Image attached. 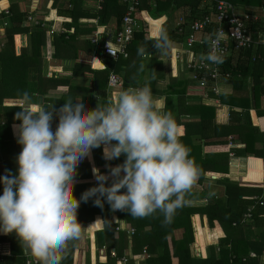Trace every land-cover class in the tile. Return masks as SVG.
Here are the masks:
<instances>
[{"label":"trees","instance_id":"obj_1","mask_svg":"<svg viewBox=\"0 0 264 264\" xmlns=\"http://www.w3.org/2000/svg\"><path fill=\"white\" fill-rule=\"evenodd\" d=\"M223 1L238 9L243 8L246 12H254L256 9L259 12L264 10V0ZM20 2L21 0H10L9 14L0 15L3 19L2 25L6 23L5 42L0 48V177L17 173L16 157L21 151V146L12 134V126L15 130V125L20 123L14 118L20 108L11 104L5 106L4 101L23 100L22 96L27 92L32 97V104L43 105L49 109L52 106L54 109H59L69 96L79 98L85 103L86 109H94L98 103L97 98L102 104L110 99L112 90L108 88L107 80L111 72L122 76L123 89L128 88V84L136 87L146 83L151 85V74H149V80L145 82H143V75L148 64L146 59L148 56L151 57L149 73L155 72L161 66L155 58L158 49L154 47L160 36L153 37L159 30L158 25L161 21L150 22L144 17L145 13L147 18L151 15L163 16L170 13L173 5H177L188 7L192 15H197L199 5L202 4V0H157L155 3L140 0V6L134 15L140 24V29L134 33L127 47V58L119 56L114 59L103 54V47L108 40L106 35H103L97 44L92 43L91 39L96 33V26L106 25L112 19L116 24V30L120 29L121 18L126 12V7L120 0H104L100 10L94 9L92 0H52L51 7L55 8V11L54 14L51 13L52 21L47 23L35 18V23L28 21L29 12L27 9L20 10ZM5 6L7 1L2 0L0 8ZM37 11L33 15L36 13L39 16L47 15V12L38 13ZM85 19L97 21L96 23L82 22ZM21 34L28 36V46L19 49L16 47L14 38ZM164 34L170 41L171 34L166 32ZM47 42L51 45L53 60L73 62L70 67L71 77L45 76L46 65L42 58ZM257 53L264 57V50L260 47ZM94 55L103 60L104 70H92L88 64L82 62L84 58ZM250 55V52H246L223 61L221 70L223 74H228V77L221 75L219 83L224 81L231 84L233 88L231 94H208L217 99L220 104L229 107L228 125L216 124L215 107L202 103H188L185 98V88L179 91V88L184 86L183 83L178 84L176 88L172 81L169 85L166 111L172 112L181 127L182 142L190 149V156L200 169V176L194 186H203L202 191L191 190V193L185 197L186 204L176 211L172 222L168 225L162 224L163 216L159 213L145 218H136L125 211L113 212L106 201L102 208L95 206V197L89 198L87 202L81 200L78 220L84 227L94 221L97 215L107 220L103 229L94 233L96 250L94 252V247H91L93 260H88L86 264H119V258L127 257L128 249L131 255L137 256L143 252L144 248L146 257L142 264H258L256 258L264 252V204L259 205V201H255L252 197H259L263 191L258 188L239 186L237 182L228 178L211 180L205 176L210 172L228 174L229 137L231 143L240 142L245 145L243 150L235 149L236 154L252 155L263 159L264 162V144L257 145L259 130L250 124L248 119L243 122L240 118L241 111H249L250 106H253L259 116H264V111L259 110L260 99L264 92L262 81L264 58L251 62ZM86 75L89 77L86 78ZM246 76H250L253 82L251 99L247 95H239L240 81H242L240 77ZM79 78L89 81L81 83V80H76ZM152 92L155 95L160 93L156 90ZM52 95H58V97L52 98ZM172 97H174L173 104ZM219 116L221 117V113ZM54 121L56 127L58 121L55 118ZM92 159L96 166L106 167L122 164L125 157L122 155L118 159L105 161L102 158L101 147L92 149L90 155L85 157L77 168L73 190L77 199L98 183L90 162ZM261 162L260 159L250 161V165L256 164L255 169L252 166L247 176L242 178V182L261 183L263 181ZM240 166L241 161H233V174L238 175L235 169ZM109 172L110 168L100 170L102 174H109ZM213 175L216 176V174ZM207 181L221 186L223 194L210 195L204 188ZM107 183L110 185L111 180ZM2 191L3 185L0 184V194ZM196 200H204V205H187L188 202ZM249 208L252 213L251 221L240 225L242 215ZM204 215L208 219L212 232V245L203 248V251L206 249L205 256L196 258L191 252L193 234L190 218L195 216L197 219L199 235L202 231L199 222ZM117 219L125 221L133 230L131 237L126 231L116 230L113 222H117ZM215 222L222 228V236H218ZM95 229L96 227L90 228V232ZM246 229L248 232H244ZM176 231H179L180 236L176 234ZM247 235L252 237L248 238ZM90 236L93 237L92 234ZM0 244H6L9 247L7 255L0 253V264H26L28 257L24 255L15 234L0 233ZM78 246L79 241L69 245V251L61 264H81L83 251ZM101 247L105 248V255L102 257L97 253V249ZM89 248L87 247V250ZM111 250H114L115 257L111 256ZM250 252H254L256 258L249 257ZM242 259L245 261L243 262ZM139 263L140 261L137 264ZM127 264L135 263L130 260Z\"/></svg>","mask_w":264,"mask_h":264},{"label":"clouds","instance_id":"obj_2","mask_svg":"<svg viewBox=\"0 0 264 264\" xmlns=\"http://www.w3.org/2000/svg\"><path fill=\"white\" fill-rule=\"evenodd\" d=\"M223 35L219 30L210 37L206 59L211 63H223ZM169 46L162 32L154 47L163 52ZM22 99L14 117L20 121L15 126L21 146L17 173L0 177V233L15 234L25 255L38 264H61L69 245L79 241L85 229L106 225L107 220L97 218L85 228L78 220L81 200L95 197V206L102 208L106 201L113 212L136 218L159 213L164 225L186 204L200 169L165 100L154 97L147 83L121 89L103 104L97 98L94 109L71 96L59 109L33 107L27 92ZM54 118L58 122L53 131ZM102 145L106 160L122 155L125 159L109 166L108 175L93 169L97 185L77 199L73 190L78 165Z\"/></svg>","mask_w":264,"mask_h":264},{"label":"crops","instance_id":"obj_3","mask_svg":"<svg viewBox=\"0 0 264 264\" xmlns=\"http://www.w3.org/2000/svg\"><path fill=\"white\" fill-rule=\"evenodd\" d=\"M2 0H0L1 2ZM7 1V6L5 7H1L0 8V15L1 14H4L2 12V10L4 8H8L9 10V6H10V0H6ZM44 1V0H40V6L39 8L36 10L38 13L42 12L43 10H45V8H43V5H41V2ZM47 1V0H46ZM202 4H203V0H202ZM199 5V11L197 12L198 14L197 15H192L191 12H190V8L188 7H180V6H172L171 7V11L170 13H167L166 15H163V16H158V15H153V17L149 16L147 18V14L145 13L144 17L149 20L150 22L153 20V21H156V20H160L161 23L158 25L159 26V30L156 32V35H154L153 37H158L160 36V34L164 31V33H169L171 34V37H172V40H171V37H170V41H169V47L165 50V51H161L158 49L157 53L155 54V58L157 60V62H160L161 63V66H157L159 67L158 69L155 70V72L153 71L152 73H149V64H150V60H151V57L148 56L146 59L148 60V64H146V68H145V72H144V75H143V82H145L148 77H149V74H151V82L149 85L151 87L152 90H156V91H159L160 93L158 95H154V97H157V98H163L165 100V103L167 104V97L169 96V93L168 90H169V85L171 84V81L173 82L172 84L174 85V87L176 88L178 84H181L183 83L184 86H181L179 88V91L180 90H183L185 88V98L187 100L188 103H202L206 106H213L215 107V122L216 124L218 125H221V126H224V125H228L229 123V107L228 106H225V105H222L219 103V101L211 96H207L206 98H204L202 96V91H200L196 86H194L192 83V81L189 79V75L187 74V72H185L182 67L180 65H178L175 60L173 59V52H172V49L173 48H179L180 47V44H181V39L177 37V35L174 33V28H175V24L177 22V20L179 18H187L188 20H191L193 18H197L198 16H201L203 14V6ZM30 5V0H21V2L19 3V6H20V10L23 11L24 9H27L28 10V6ZM124 5V4H123ZM47 6H50L49 9H47L49 12H47V15H43V16H39L37 15V13L34 15V18L36 20H41V21H44L47 23V21H52V17H51V13L54 14V12H52L53 10L55 11V9H52V0H50L49 2H47ZM238 9V8H237ZM196 11V10H194ZM239 12L243 13V14H248L250 16V22H249V28L251 29V32L252 34L254 35L255 33L257 32H261L264 30V10H254V12H246L243 8H239L238 9ZM44 12V11H43ZM193 13V12H192ZM195 13V12H194ZM50 17V18H49ZM155 18V19H154ZM49 19V20H48ZM86 20V19H85ZM88 21V20H86ZM2 22H3V19L2 17H0V48L3 47V44L5 42V38H4V33H5V29L6 27L2 25ZM149 22V26L151 27V23ZM260 27V28H259ZM263 28V29H261ZM116 24L114 22V20H110L106 25H103V26H96V33L97 36H96V40L97 42L94 43V44H97L100 40V38L103 36V35H106L108 40H106L105 44L107 43H110V42H113V39H114V36L116 34ZM94 34V35H95ZM109 36V37H108ZM94 38V36L92 37V39ZM91 39V40H92ZM14 41L16 43V47L21 49V48H26L28 46V36L25 35V34H21V35H17L15 36L14 38ZM262 50H264V46H259ZM257 47L255 52L257 53V49L259 48ZM18 54V52H17ZM260 55V59L263 60V55L260 54V53H257ZM44 55L43 58H45V65L46 67L48 68L47 69V73L49 75H47V77H51L52 75H55V76H58V77H63V78H68V77H71L70 74H71V71H70V67L73 65V62L72 61H61V62H57L56 60H53L52 57H51V45L49 44V42L46 43V47H45V51H44ZM233 57V56H232ZM81 58H84V57H81ZM85 60H82V62H84L85 64H88L90 66V68L92 70H95V71H101V70H104L105 69V66H104V62L103 60L98 57V56H92V57H86L84 58ZM89 75H86V78H88ZM118 76V75H117ZM119 78L122 80L123 82V79H122V76L120 75ZM242 81H240V92H239V95H247L249 99H251V95H252V88H253V82H252V78L250 76H246V77H240ZM171 79V80H170ZM77 81L78 80H81V83H86L87 81H89L88 79H82V78H79V79H76ZM149 80V79H148ZM147 80V81H148ZM179 81V82H178ZM262 81H263V84H264V77L262 78ZM176 85V86H175ZM128 87L129 86H133L131 84H128L127 85ZM123 84H122V87L120 89H112L111 91V94H110V99H114L117 95V93L123 89ZM179 87V86H178ZM67 90V89H65ZM220 94H225V95H229L233 92V88L231 86V84H228L224 81H221L220 83ZM54 97H58V95H52V98ZM174 97L171 98V102L173 104L174 101L173 100ZM251 101V100H250ZM169 103V102H168ZM8 104H11V105H23V100H6L4 101V105H8ZM33 107H35L36 105L35 104H32ZM176 106V104H175ZM259 110L260 111H264V92L261 96V99H260V107H259ZM257 111L253 108V106H250V109L249 111H241V115H240V118L243 119V122H246L248 119L250 121V124H252L254 127H256L258 130H259V135L257 136V139L259 141H257V145L260 146V144H264V116H259L257 113ZM219 113H221V117L219 116ZM16 126V125H15ZM13 127L12 126V134H13V138L14 139H17V136L14 134L15 130H13ZM52 128H53V131L55 130V121L53 120V124H52ZM181 128V127H180ZM261 139V140H260ZM230 137L228 138V158H229V163H228V174H218V173H211L212 175L213 174H216V178L214 180H218L220 178H228L229 180L231 181H234L236 178H239V181L240 182H237L239 184V186H242V187H246V188H258V189H261L263 192L262 194L259 196V197H252V199H254L255 201H259V205L263 206L264 204V162H263V159L261 158H257L255 156H252V155H241V154H236L235 152V149L236 150H243L245 148V145L240 143V142H236L235 144L234 143H230ZM262 141V142H261ZM232 145V146H231ZM103 145L101 146V151H102V158L103 160L105 161H112V160H106L104 158V154H103ZM234 150V151H233ZM239 155V156H238ZM253 159H260L262 162V175H263V181L261 183H246V182H242V178H245L249 172L250 169H252V166H253V169H255V165L256 164H251L250 165V161L253 160ZM241 161V166L240 167H237L235 169V171H238V175H235L233 174V161ZM93 165V168L94 169H99L102 170L104 169V167H96V164L94 163V160L92 159L90 161ZM257 165L258 162H257ZM116 165H112V167H115ZM108 175V174H106ZM205 176L207 178H210L211 175H209V173H206ZM211 179V178H210ZM111 180V177H109V180ZM212 180V179H211ZM94 181V180H93ZM235 182V181H234ZM243 183V184H241ZM207 184H210L211 187H208ZM214 186V187H213ZM204 188L208 191V193L210 194L211 192L216 194V195H222L223 194V189L221 186L219 185H214L213 182H210V181H207L205 184H204ZM203 189V186L200 187V186H193L192 190L196 191V192H200L202 191ZM211 193V194H212ZM210 194V195H211ZM247 199H249L248 197H246ZM255 202V203H257ZM107 203V202H106ZM199 203H203L204 204V200L202 201H190L189 202V206H199ZM251 208H249L243 215H242V218L244 217V215L250 211ZM115 212H118V211H115ZM251 217H252V213H251ZM97 218H101V216L97 215L95 216L94 218V221L97 219ZM94 221H92L91 223L87 224L85 226V228H87L90 224H92ZM117 222H113V224L116 225V230H120V231H131L132 229L129 228V226L125 223V221L123 220H119L117 219L116 220ZM251 220L247 221L246 223L244 224H248ZM190 222H191V227H192V234H193V243L191 245V252H192V255L195 256L196 258H200L202 255H206V249L203 251V248L205 247H209L212 245V232L210 230V226H209V223H208V219L207 217L204 215V216H201V220L199 222L200 224V228L202 229L201 233L198 235V229L199 227H197V219L195 218V216H192L190 218ZM215 224V227H217V231H218V236H222L223 235V231H222V228L219 226L218 223H214ZM244 224H241V221H240V225H244ZM124 227L126 230H122L121 228L119 227ZM103 229V228H102ZM101 228H97L93 231V232H90V228H87L84 230V233H83V236L82 238L79 240V248L83 251L82 253V258H81V264H84L83 261L85 259V257L87 256L88 257V254H89V261L93 260L92 259V253L90 252L91 247H94V252L96 250L95 248V242H94V238L92 237L91 238V234L92 236H94V233L95 232H98L100 230H102ZM247 231L248 232V229L244 230V232ZM128 234V233H127ZM176 234L178 236H180V233L179 231L177 232L176 231ZM129 235V234H128ZM130 236V235H129ZM248 238H251L252 236L251 235H247ZM90 239V240H89ZM254 240V238H253ZM90 241L93 243L94 246H91V243ZM130 243V241H129ZM2 246V244H0V247ZM86 247V248H85ZM87 247H90L89 250H87ZM104 247H101L100 249H103ZM100 249H97V251H99ZM203 252V254H202ZM88 253V254H87ZM218 253V251H217ZM252 253V252H250ZM128 255H131L130 254V251L129 249L127 250V257H129ZM91 257V258H90ZM258 260V264H264V252L260 255V256H257L256 258ZM242 261L244 262L245 260L242 259ZM143 263V260L140 261L139 264H142Z\"/></svg>","mask_w":264,"mask_h":264},{"label":"built area","instance_id":"obj_4","mask_svg":"<svg viewBox=\"0 0 264 264\" xmlns=\"http://www.w3.org/2000/svg\"><path fill=\"white\" fill-rule=\"evenodd\" d=\"M95 10H100L104 0H92ZM155 3L157 0H149ZM126 7V12L121 18L120 29L116 32L113 42L107 43L103 47V54L114 59L121 56L127 58V47L133 39V35L140 29V24L135 18V13L140 6V0H120ZM39 0H30L28 6V21L35 23L33 13L38 9ZM2 12L8 15V9L4 8ZM250 16L243 14L232 4L223 0H203V14L197 18L188 20L187 18H179L175 24L174 33L181 39L179 48H173V59L189 73V79L197 84V88L202 91V96L206 98L209 93L219 95L221 75L223 74L221 66L223 63L214 64L206 59L211 50L210 37L219 30H223L224 35L220 40L219 49L223 55V61L234 55H240L250 52V61L255 62L260 59V55L255 52L259 46H264V30L254 35L249 28ZM97 20H82V22L96 23ZM6 26V23H3ZM212 30V32H209ZM96 36L92 39V43H96ZM122 80L114 73H109L107 85L108 88L120 89ZM231 143V142H230ZM232 146V145H231ZM251 219V213L248 211L241 220V224ZM132 235L133 230L129 231ZM24 252V251H23ZM99 256L105 255V248L100 249ZM3 253V252H2ZM9 252H7L8 254ZM5 254V253H3ZM25 255V253H24ZM114 250H111V256L115 257ZM129 257L119 258V264H127L132 260L135 264L142 261L145 257V248L143 252L137 256L128 255ZM26 264H38V261L27 255ZM249 257L256 258L254 252Z\"/></svg>","mask_w":264,"mask_h":264},{"label":"rangeland","instance_id":"obj_5","mask_svg":"<svg viewBox=\"0 0 264 264\" xmlns=\"http://www.w3.org/2000/svg\"><path fill=\"white\" fill-rule=\"evenodd\" d=\"M50 0H44V1H42L41 2V5H43V8H45V10L47 11V12H49L47 9H49L50 8V6H47V2H49ZM39 6H40V0H39V5H38V8H39ZM49 7V8H48ZM40 8H41V6H40ZM39 8V9H40ZM8 9V8H7ZM52 9H55V8H52ZM45 10H43L44 12H46ZM9 11V10H8ZM52 12H54V10L52 11ZM9 13V12H8ZM152 16V15H151ZM153 17V16H152ZM43 56H45V55H43ZM42 60H46L45 58H42ZM47 67H45V76H47V75H49L48 73H47ZM188 75H189V73H187ZM189 77V76H188ZM190 78V77H189ZM194 86H196L197 87V84L195 83V82H193L192 83ZM109 100V99H108ZM97 167V166H96ZM104 168H109V166H106V167H104ZM209 175H212L211 173H209ZM235 182H240L239 181V178H236L235 180H234ZM214 183V182H213ZM241 184H243V183H241ZM207 186L208 187H211V185L210 184H207ZM216 186V185H215ZM214 187V186H213ZM212 193V192H211ZM210 193V194H211ZM187 205H190L189 204V202L187 203ZM199 205H204L203 203H199ZM119 227V226H118ZM119 228H121L122 230H126L124 227H119ZM128 234H130L128 231H126ZM129 236V235H128ZM129 237H131V235L129 236ZM93 238H94V240H95V237L93 236ZM90 240V239H89ZM90 243H91V246H94L93 245V243L90 241ZM86 248V247H85ZM94 251V250H93ZM5 253L4 255H7V252H9V247L6 245V244H2V246L0 247V253ZM91 252V251H90ZM2 253V254H3ZM97 253H98V255H99V252L97 251ZM89 255V254H88ZM91 258V257H90ZM87 260V261H86ZM88 260H89V257H87V259H86V257H85V259H84V261H83V263L84 264H86L87 262H88Z\"/></svg>","mask_w":264,"mask_h":264},{"label":"water","instance_id":"obj_6","mask_svg":"<svg viewBox=\"0 0 264 264\" xmlns=\"http://www.w3.org/2000/svg\"><path fill=\"white\" fill-rule=\"evenodd\" d=\"M210 178L214 180L216 177L214 175H211Z\"/></svg>","mask_w":264,"mask_h":264}]
</instances>
